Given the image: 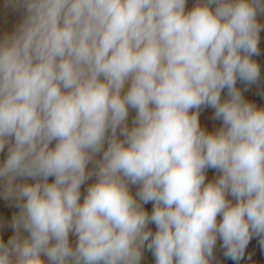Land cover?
Returning <instances> with one entry per match:
<instances>
[{"label":"clouds","instance_id":"9594fccd","mask_svg":"<svg viewBox=\"0 0 264 264\" xmlns=\"http://www.w3.org/2000/svg\"><path fill=\"white\" fill-rule=\"evenodd\" d=\"M187 3L6 0L22 18L0 34V197L18 212L0 264L264 248V107L237 86L261 78L264 0Z\"/></svg>","mask_w":264,"mask_h":264},{"label":"crops","instance_id":"0c3cea01","mask_svg":"<svg viewBox=\"0 0 264 264\" xmlns=\"http://www.w3.org/2000/svg\"><path fill=\"white\" fill-rule=\"evenodd\" d=\"M195 4V0H188L187 9H191ZM22 18V12L13 10L6 5V0H0V34L5 31H11L16 24ZM261 23H264V16L260 17ZM260 49L261 54L264 55V30L261 32ZM238 87L241 88L243 95L246 99L255 103L258 107H264V85L263 84H253L251 86L245 85L238 82ZM247 88V91H243ZM134 116V112L130 113L129 123ZM214 110L211 108H205L201 110L200 121L202 127L206 128L208 131H214L221 126V122L213 119ZM3 158V154H0V159ZM217 173L215 170L209 169L207 172V178L209 180L213 179ZM92 181H89L91 183ZM88 185L82 186V194L84 195V190ZM132 191L135 192L136 188L133 187ZM82 195V196H83ZM145 208L150 212L152 204L149 203L145 205ZM18 212L14 203L11 201L4 200L0 197V233H2L3 238L7 240L9 236L13 234V229L11 228V218ZM153 231H155V226L150 225ZM222 242L218 239L216 247L214 249V264H235L231 259H227L224 256V249L221 247ZM141 264H155L154 257L151 252L145 250L144 258ZM239 264H264V248L261 247L259 242V237L253 236L250 240L245 253L244 258L239 261Z\"/></svg>","mask_w":264,"mask_h":264},{"label":"built area","instance_id":"2783aa9c","mask_svg":"<svg viewBox=\"0 0 264 264\" xmlns=\"http://www.w3.org/2000/svg\"><path fill=\"white\" fill-rule=\"evenodd\" d=\"M254 59H256L258 61V63L260 64V66H261V78H260V80L257 83L264 85V55H260L258 57H254ZM82 199H83V196H82Z\"/></svg>","mask_w":264,"mask_h":264}]
</instances>
